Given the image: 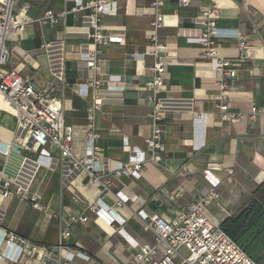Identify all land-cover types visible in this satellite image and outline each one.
<instances>
[{
    "label": "crops",
    "instance_id": "crops-1",
    "mask_svg": "<svg viewBox=\"0 0 264 264\" xmlns=\"http://www.w3.org/2000/svg\"><path fill=\"white\" fill-rule=\"evenodd\" d=\"M89 1L13 0V16L27 6L22 13L27 24L23 33L7 35L9 57L0 70L16 69L35 90L46 91L55 100L64 124L73 128L72 154L78 159L87 158L88 110L98 106L93 111L96 155L101 165L126 163L133 149L148 154L144 141L152 122L145 99L154 63L148 37L155 33L165 47L159 57L167 65L159 95L169 109L161 123L162 160L144 164L138 180L111 179V193L102 192L56 153L48 165L39 162L42 147L28 143L27 131L17 126L14 110L0 97V183L11 180L10 189H21L23 196L3 198L0 186V229L39 248L23 251L19 244L0 242V264H126L133 261L134 243L154 244L152 236L140 229L134 216L138 211L170 221L197 196L215 190L218 198L206 213L221 224L243 210L264 183V117L237 124L219 120L213 103L219 75L195 43L205 31L201 9L216 6L215 26L226 35L215 41L219 57H237L239 41L232 35L247 44L246 59L236 62L229 81L231 110L247 113L251 105L263 108L264 0H191L188 7H180L178 0H158L162 6L154 9L151 4L157 0H105L115 6L100 18L102 33L122 36L123 42L101 47L87 37L89 11L76 6ZM46 11L56 17V24L42 22ZM157 17L162 22L155 29L151 24ZM97 48L102 53L96 73L82 59ZM91 81L101 84L83 88ZM205 173L211 181H219L216 188ZM117 194L125 201L121 207L116 206ZM31 195L39 197L46 214L29 205ZM96 201L124 224L109 226L97 219L85 206ZM72 217L86 221L74 226L68 240H61Z\"/></svg>",
    "mask_w": 264,
    "mask_h": 264
},
{
    "label": "built area",
    "instance_id": "built-area-1",
    "mask_svg": "<svg viewBox=\"0 0 264 264\" xmlns=\"http://www.w3.org/2000/svg\"><path fill=\"white\" fill-rule=\"evenodd\" d=\"M13 0H2L0 3V69L4 66L9 57V51L5 46L9 33L21 34L24 32L27 22L23 14L25 6L17 16L12 15ZM191 0H178L180 7H188ZM78 9L89 11L86 17L91 33L87 35L94 46L101 47L107 43L123 42V37H106L102 33L100 25L101 16L114 10V4L105 0H91L84 6L76 4ZM162 6L161 1H155L151 8ZM201 16L205 20V31L202 36L195 40V43L202 48L203 55L210 59L212 69L219 75L217 82L218 94L213 98L214 109L217 117L222 122L237 124L244 120L255 121L259 116L264 117V107L258 108L251 105L247 113L234 112L228 102L229 81L234 76L233 67L237 61L246 59L247 44L245 39L237 34L232 37L237 38L238 55L234 60L221 59L215 46V41L225 38L226 35L221 29L215 26L219 18V9L216 6L201 9ZM42 22L49 25L56 24V17L51 11H46ZM162 19L157 17L151 26L158 29ZM153 52L154 63L150 68L152 80L147 84L149 94L145 101L151 108L149 118L152 122L151 133L145 139L147 153L133 149L126 163H114L112 166L106 163L101 165L96 153L98 148L93 145V141L98 135L93 129V111L98 106H93L88 110V124L85 131L87 139V158L78 159L72 154L73 128L66 126L63 120L61 109L55 104V100L46 91H37L29 81L21 76L19 71L11 69L6 73L0 70V97L14 110L15 120L18 127L25 129L28 133V143L33 146L42 147L39 155V162L48 165L53 153L59 155L60 160L70 165L75 171H82L89 181L96 184L102 192L111 193V179L121 177H131L140 179L143 165L147 162L160 163L164 145L162 141L161 123L169 111L167 105L159 100L164 86V75L166 73V62L159 57L165 47L158 43L157 35L151 34L148 37ZM99 48L88 52L83 56L82 62L85 67L93 72H98L96 60L101 54ZM100 81H91L83 85V88L100 86ZM103 99V98H102ZM97 100L101 101L100 94ZM10 146L7 147L4 156L7 155ZM232 175V171H227ZM205 173V178L216 188L219 181H211ZM12 181L7 179L0 183L3 189L2 197H17L23 199L21 189L12 191ZM218 198L215 190L206 195L197 196L188 209L178 211L170 221H164L155 215H148L143 211L134 214L140 229L144 234L151 235L153 245L134 243V258L132 262L126 264H257L251 260L245 252L225 233L220 227V223L215 221L206 213V208ZM37 195H31L27 201L36 211L46 214L39 202ZM125 201L119 194L116 195V206L121 207ZM86 208L95 213L97 219H102L107 225L122 226L124 220L111 216L109 208L100 201L85 204ZM84 217H72L67 229L60 234L61 240H68L72 229L78 223H85ZM1 241L5 245L19 244L23 251L37 252L39 248L28 242L18 239L11 233L2 231ZM49 261H53L47 250H42ZM162 254L158 256V253ZM55 264H59L55 261Z\"/></svg>",
    "mask_w": 264,
    "mask_h": 264
},
{
    "label": "trees",
    "instance_id": "trees-1",
    "mask_svg": "<svg viewBox=\"0 0 264 264\" xmlns=\"http://www.w3.org/2000/svg\"><path fill=\"white\" fill-rule=\"evenodd\" d=\"M220 227L251 260L264 264V183L254 190L248 205Z\"/></svg>",
    "mask_w": 264,
    "mask_h": 264
},
{
    "label": "rangeland",
    "instance_id": "rangeland-1",
    "mask_svg": "<svg viewBox=\"0 0 264 264\" xmlns=\"http://www.w3.org/2000/svg\"><path fill=\"white\" fill-rule=\"evenodd\" d=\"M215 220V219H214ZM216 221V220H215Z\"/></svg>",
    "mask_w": 264,
    "mask_h": 264
}]
</instances>
